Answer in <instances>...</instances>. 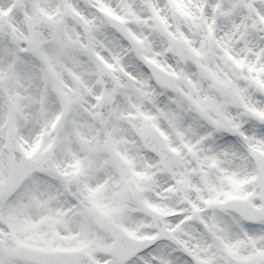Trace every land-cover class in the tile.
I'll return each instance as SVG.
<instances>
[{"label":"snow or ice","instance_id":"6c2138e0","mask_svg":"<svg viewBox=\"0 0 264 264\" xmlns=\"http://www.w3.org/2000/svg\"><path fill=\"white\" fill-rule=\"evenodd\" d=\"M0 17L35 21L0 38V62L60 73L73 149L43 170L54 132L0 145V212L44 193L75 218L68 243L12 225L0 264H264V0H22Z\"/></svg>","mask_w":264,"mask_h":264},{"label":"rangeland","instance_id":"374dc122","mask_svg":"<svg viewBox=\"0 0 264 264\" xmlns=\"http://www.w3.org/2000/svg\"><path fill=\"white\" fill-rule=\"evenodd\" d=\"M27 0H23L26 3ZM15 8L22 7V0H0V9H8L9 6ZM35 23L32 18L20 19L17 17L10 24L7 18L0 17V38L5 35L14 41L24 37V29H27L29 23ZM14 25V27H12ZM46 63V75L37 76L35 74V84L39 87L40 98L35 101L36 106L32 108L31 102L34 99L26 94L25 87L22 83L26 73L23 69H14V66L0 67V145L6 147L5 140L9 130L15 129L19 133V144L22 147L24 143L31 142L38 144L41 135L55 133L53 141L55 142L54 151L56 152L57 165L64 164L68 152L73 151L70 148H62L63 140L61 133L65 130L68 116L72 111L71 107L64 103L62 90L67 89L69 85L60 78V73L55 70L51 64ZM37 78V79H36ZM25 91V92H24ZM55 95L57 100L50 98ZM39 98V100H38ZM41 100L43 107H40ZM19 111V113H18ZM39 114V119L35 124H29V115ZM43 113V116L41 115ZM72 123L80 124L81 122L73 120ZM86 127V122L81 124V128ZM63 139H67L65 135ZM44 153H38L35 159H39ZM62 203L57 201L55 196L49 198L46 194L41 193L38 198L35 194L27 200H22L18 206L12 210V213L0 212V235L8 238V229L15 225V230L23 232L26 239L35 241H45L51 243L53 239L59 241V237L64 235V243H68V236L75 227L72 222L75 219L70 213H67ZM66 227V231L57 235V229Z\"/></svg>","mask_w":264,"mask_h":264},{"label":"bare ground","instance_id":"6f19581e","mask_svg":"<svg viewBox=\"0 0 264 264\" xmlns=\"http://www.w3.org/2000/svg\"><path fill=\"white\" fill-rule=\"evenodd\" d=\"M10 65L11 64H8L6 66H10ZM0 67H2V62H0ZM23 73H26L25 77L23 78V82H21V81H19V82L24 85L26 94L28 93V95H30V97L34 99V102H31V106H32V108L34 107V110H35V106H36V102H37L35 100L37 99V97L40 98L39 87H38L37 84H35V73H33L32 71H30V70H28L26 68L23 69ZM40 77H41V75H40ZM51 96L52 95H50V98H51ZM39 98H38V100H39ZM43 102H45V101L41 100L39 108L43 107ZM41 115L43 116L42 112H41ZM39 117L40 116H39L37 111H36L35 114L29 115V120H30L29 124H31V126H32V124H35V121L38 120ZM74 220L75 219L72 220L73 223H74ZM66 230H67L66 227L65 228L61 227V228L57 229L56 234L59 235V234L63 233Z\"/></svg>","mask_w":264,"mask_h":264},{"label":"water","instance_id":"95a60500","mask_svg":"<svg viewBox=\"0 0 264 264\" xmlns=\"http://www.w3.org/2000/svg\"><path fill=\"white\" fill-rule=\"evenodd\" d=\"M32 26L33 25L30 26V30H31ZM7 144H8L9 148L17 146V140H16L15 132L9 133V136L7 138ZM52 160H53L52 155H51V153H49L46 155V158L44 157V159L39 161L38 163H40V166L42 167L43 170H47L50 166L53 167Z\"/></svg>","mask_w":264,"mask_h":264}]
</instances>
